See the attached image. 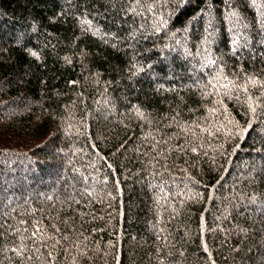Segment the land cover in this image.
Instances as JSON below:
<instances>
[{"label": "trees", "instance_id": "16d2710c", "mask_svg": "<svg viewBox=\"0 0 264 264\" xmlns=\"http://www.w3.org/2000/svg\"><path fill=\"white\" fill-rule=\"evenodd\" d=\"M0 264H264V0H0Z\"/></svg>", "mask_w": 264, "mask_h": 264}, {"label": "rangeland", "instance_id": "374dc122", "mask_svg": "<svg viewBox=\"0 0 264 264\" xmlns=\"http://www.w3.org/2000/svg\"><path fill=\"white\" fill-rule=\"evenodd\" d=\"M253 4H254V6H256V5H257V4H256V3H254V2H253Z\"/></svg>", "mask_w": 264, "mask_h": 264}]
</instances>
